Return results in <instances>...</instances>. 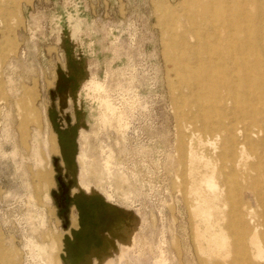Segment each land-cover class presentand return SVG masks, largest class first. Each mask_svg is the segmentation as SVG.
<instances>
[{
    "label": "rangeland",
    "instance_id": "rangeland-1",
    "mask_svg": "<svg viewBox=\"0 0 264 264\" xmlns=\"http://www.w3.org/2000/svg\"><path fill=\"white\" fill-rule=\"evenodd\" d=\"M240 12L264 15V0H0V264H235L239 234L264 264V131L227 114L257 128L241 170L222 169L223 129L191 124L178 79L199 71L190 38L208 14ZM253 54L241 76H264ZM206 161L226 263L200 236Z\"/></svg>",
    "mask_w": 264,
    "mask_h": 264
},
{
    "label": "bare ground",
    "instance_id": "bare-ground-1",
    "mask_svg": "<svg viewBox=\"0 0 264 264\" xmlns=\"http://www.w3.org/2000/svg\"><path fill=\"white\" fill-rule=\"evenodd\" d=\"M207 18L211 24L210 31L200 30L197 33H193L190 38L191 41L196 43L193 47L192 54L196 60L194 63L196 64L195 67L199 71L194 74L191 68L189 73L193 74V76H188V73L186 76H178L180 91L184 94L181 103L190 114L191 124H200L206 136L214 128L220 127L223 129L224 146L216 148L215 150H218L220 160L223 161L222 169H227L235 173L242 168L246 150L244 143L250 146L254 144L252 136L255 132L254 128L257 127L240 130V128L233 126V122L229 120L227 114L236 122L238 121L246 126L259 124V132L264 131V115L260 113V117H257L259 113L254 108L259 103L257 96L264 91V76H241L242 68L239 64V62L245 63L246 59L244 55L248 50L254 53L253 56H256L254 63H263L261 56L264 57V15L240 12L228 13L226 15L208 14ZM182 43L186 44V40H183ZM206 46H210L212 51V64L214 63V65L210 66L207 63L208 59L206 60L205 57L208 53L198 51L199 47V49H202V47L204 48ZM221 47L227 51V56H229L235 66L231 76H220L218 73L214 57L219 55ZM247 94L251 96L248 98L250 106L248 105V107L243 108L245 103L242 101V97ZM229 105H232L233 108L228 109ZM248 117H251L250 123L248 122ZM219 136H222V133L217 137ZM240 137L243 139L240 140ZM204 143L212 145L208 138L199 141V144ZM190 159L192 163H195L199 159L193 150L190 151ZM203 168L204 175L201 181L206 184L213 194L203 200L204 206L200 209L202 211L200 213L203 214L204 220L202 221H204L205 226V232L200 236L204 237L208 242L209 256L211 259H219L226 263L229 257V238L225 230L213 220L214 201L220 197L216 192L218 189L215 182L217 169L210 161L203 162ZM227 183L228 180L224 183V186ZM196 190H198V187ZM222 190L224 192V189ZM223 192L220 195H223ZM197 194L199 193L197 192ZM245 240L242 234L237 236L235 264H255L253 261L261 257V242H259L257 236H253L250 240L251 244L255 247V252L250 256L246 248ZM204 252L206 253V251ZM206 254L208 256V253Z\"/></svg>",
    "mask_w": 264,
    "mask_h": 264
},
{
    "label": "crops",
    "instance_id": "crops-1",
    "mask_svg": "<svg viewBox=\"0 0 264 264\" xmlns=\"http://www.w3.org/2000/svg\"><path fill=\"white\" fill-rule=\"evenodd\" d=\"M84 185V184H83ZM85 186V185H84Z\"/></svg>",
    "mask_w": 264,
    "mask_h": 264
}]
</instances>
